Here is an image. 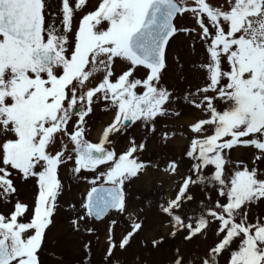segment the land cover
<instances>
[{"label":"snow or ice","instance_id":"1","mask_svg":"<svg viewBox=\"0 0 264 264\" xmlns=\"http://www.w3.org/2000/svg\"><path fill=\"white\" fill-rule=\"evenodd\" d=\"M0 264H264V0H0Z\"/></svg>","mask_w":264,"mask_h":264},{"label":"rangeland","instance_id":"2","mask_svg":"<svg viewBox=\"0 0 264 264\" xmlns=\"http://www.w3.org/2000/svg\"><path fill=\"white\" fill-rule=\"evenodd\" d=\"M105 119H106V117H105ZM150 185H151V179L146 177L144 184H143V187H149Z\"/></svg>","mask_w":264,"mask_h":264}]
</instances>
